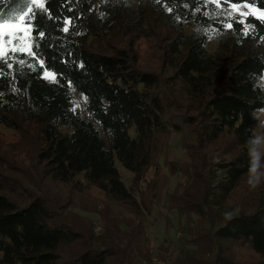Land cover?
Listing matches in <instances>:
<instances>
[{
    "label": "trees",
    "instance_id": "16d2710c",
    "mask_svg": "<svg viewBox=\"0 0 264 264\" xmlns=\"http://www.w3.org/2000/svg\"><path fill=\"white\" fill-rule=\"evenodd\" d=\"M42 2L52 19L40 18L37 31L43 30L45 36L40 39L32 32L40 45L33 51L59 83L44 78V69L26 55L17 53L25 65L10 58L11 69L0 62V125L15 131L37 126L42 142L38 157L53 181L85 182L109 200L139 209L117 163L140 181L160 136L183 126L168 118L174 104L159 91L157 74L139 69L136 55L128 49L103 52L94 49L91 40L110 41L165 25L171 33L164 50L171 71L168 80L201 110L194 131L198 146L229 140L231 154L218 163L209 162L201 207L185 202L173 208L177 228L187 226L182 217L187 212L222 211L242 179L257 169L251 157L257 147L253 123L264 109V22L254 15L228 16V12L231 4L251 3L264 9V0H220V6L208 0ZM23 4L24 0H0V15H11ZM65 18L71 21L67 33L62 31ZM227 23L232 27L226 28ZM8 192L0 175V264H113L110 258L115 256L119 264H144L130 234L97 240V247L89 245L64 257L61 249L73 245L81 232L57 223L42 196L19 203ZM221 221L209 231L217 264H230L221 251L238 241L259 256L257 264H264V197L254 212L230 214ZM199 229L182 230L180 240L186 249L198 246L188 235L200 238L206 231ZM181 250L180 264H200Z\"/></svg>",
    "mask_w": 264,
    "mask_h": 264
},
{
    "label": "rangeland",
    "instance_id": "374dc122",
    "mask_svg": "<svg viewBox=\"0 0 264 264\" xmlns=\"http://www.w3.org/2000/svg\"><path fill=\"white\" fill-rule=\"evenodd\" d=\"M245 4H235L236 10L229 9L232 14L241 16V12H249ZM252 7L264 10L254 5ZM152 27L138 34L116 36L110 41L104 38L91 40L93 48L103 52L115 48L128 49L136 55L139 69L157 74L159 91L166 101L174 104L168 111V118L177 120L183 126L180 131L169 129L160 136L153 161L140 181H135L133 174L117 163L122 179L133 188L134 196L140 203L139 209L109 200L99 189L85 182L62 184L53 181L45 174L44 163L38 157L42 142L37 126L25 125L20 131H15L0 125V175L10 196L19 203L42 196L47 200L57 223L68 224L81 232L82 236L73 245L61 249L64 257L76 255L89 245L97 247L100 244L97 240L130 234L144 264H180L184 259L180 255L183 253L181 249L195 263L217 264L218 256L209 231L217 228L221 220L230 214L254 212L264 197L263 109L253 123L257 147L251 157L257 169L242 179L222 211L205 210L202 214L187 212L185 218V215L182 216L187 219V226L184 225L181 230L177 228L178 213H174L173 208L185 202L192 207H201L203 189L206 190L207 173L211 167L209 162L218 163L228 159L231 155L230 141L209 147L198 146L194 131L201 110L196 103L183 96L179 86L173 87L168 80L171 71L164 62V50L170 30L165 25ZM262 84L264 86V75ZM213 167L220 174L218 166ZM187 227L206 231L196 239L188 235L198 242L196 249H186L180 240ZM221 252L230 264H257L260 261L259 256L242 241L225 245ZM110 259L113 264L120 263V258L116 256Z\"/></svg>",
    "mask_w": 264,
    "mask_h": 264
},
{
    "label": "snow or ice",
    "instance_id": "6c2138e0",
    "mask_svg": "<svg viewBox=\"0 0 264 264\" xmlns=\"http://www.w3.org/2000/svg\"><path fill=\"white\" fill-rule=\"evenodd\" d=\"M208 2H215L217 6H220V0H208ZM244 6L249 8V12H241V16L254 15L264 22V10H257L252 7L251 3H247ZM232 10L237 9V5L231 4ZM171 11V9H169ZM47 15L49 19H52V14L48 11L46 3H41V0H24L23 7L14 11L11 15H0V62L7 64V67L11 69L13 65L8 63V60L15 59L20 65H25L27 61L20 59L17 53L26 55L34 61H37L43 71L44 78L52 77V82L59 83V80L55 78V74L50 72L44 64L43 60H40L37 53L33 51V48H39L40 45L36 42V37L32 36V32L36 31V36L43 39L45 32L43 30L37 31L39 27L40 18ZM228 16H232V11L228 12ZM70 18H65L64 27L62 31L67 33L69 31L68 25L70 24ZM244 23L243 20L239 21ZM226 28H231L232 24L227 23L224 25ZM247 34V28L245 29ZM11 53V56H9ZM35 70V66L28 65ZM62 76L63 74H59ZM67 86L71 87L72 82L68 81ZM86 100L87 97H84ZM79 107V104L75 105L73 111Z\"/></svg>",
    "mask_w": 264,
    "mask_h": 264
}]
</instances>
